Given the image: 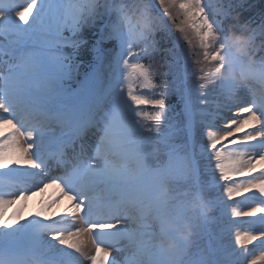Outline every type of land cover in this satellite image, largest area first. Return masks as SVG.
Wrapping results in <instances>:
<instances>
[{"label":"snow or ice","instance_id":"1","mask_svg":"<svg viewBox=\"0 0 264 264\" xmlns=\"http://www.w3.org/2000/svg\"><path fill=\"white\" fill-rule=\"evenodd\" d=\"M26 2L0 0V64L6 65L0 70V264H82L80 256L88 264H243L256 245L264 249V61L245 72L236 57L247 83L217 79L215 101L207 99L209 78L226 67L223 22L243 3ZM105 17L95 63L72 89L75 51L86 43L78 34ZM163 17L179 38L166 50L172 79L161 85L165 64L156 33L168 30ZM244 27L252 41L264 42V14ZM180 38L201 49L195 63L202 91L195 99ZM105 40L116 41V48L106 53ZM172 91L182 101L180 113L165 103ZM92 130L95 142L84 143ZM53 172L60 174L45 182ZM31 187L53 191L24 217ZM221 187L232 201L231 217L259 225L258 231L237 230V247L227 239L233 220L216 218L213 233L207 213L191 212L193 198ZM207 201L221 217L227 214L221 197ZM184 220L193 228L187 239L177 234ZM164 238L178 241L167 254ZM247 264H264V250Z\"/></svg>","mask_w":264,"mask_h":264},{"label":"clouds","instance_id":"2","mask_svg":"<svg viewBox=\"0 0 264 264\" xmlns=\"http://www.w3.org/2000/svg\"><path fill=\"white\" fill-rule=\"evenodd\" d=\"M223 2V0H222ZM232 23H229L225 28L224 35L226 39L221 42L225 44V69L218 74L209 78V83L224 78L233 80L237 87H242L247 83L245 75L241 73V69L235 63V58L239 57L244 65L245 72H251L255 69L257 61H264V55H258L264 52V42L259 40L252 41L249 38L248 31L244 27L245 23L240 22L238 13H232ZM160 193H156L159 198ZM191 212L193 215L199 216L201 213L209 214L212 211V206L208 203L206 196H198L191 201ZM192 224L184 220L177 227V234L185 239L192 232ZM178 241L174 239H162V251L168 253L169 249L175 247Z\"/></svg>","mask_w":264,"mask_h":264},{"label":"trees","instance_id":"3","mask_svg":"<svg viewBox=\"0 0 264 264\" xmlns=\"http://www.w3.org/2000/svg\"><path fill=\"white\" fill-rule=\"evenodd\" d=\"M229 3L232 4H239L243 3V7H236L232 13H238L239 20L242 23H246L250 20H255L256 23L259 22V16L261 14H264V0H229ZM251 5V7H249ZM231 17L224 20V27L226 28L229 23H232ZM102 20H98L95 24V26H85L82 28L80 33L78 34V39H82L86 41L81 47H79L78 50H76V61H80L82 63V67L78 69L76 73H74V76L77 77L80 75L83 71V68L87 67V62H90L91 60V46L94 44L95 37L98 35V32L101 27ZM254 26V25H253ZM156 39L158 41V49L161 54H164L168 51L172 45V38L170 34H166L164 31H157L156 33ZM68 52H72L73 49L71 47L67 48ZM264 53V52H261ZM85 62V63H84ZM158 81L161 80V77L158 79ZM175 96V95H173ZM171 96V98H168L166 100L167 105H173L174 109L177 110L176 113H178V109L181 108L182 104L179 103L176 98ZM165 99V98H164Z\"/></svg>","mask_w":264,"mask_h":264},{"label":"rangeland","instance_id":"4","mask_svg":"<svg viewBox=\"0 0 264 264\" xmlns=\"http://www.w3.org/2000/svg\"><path fill=\"white\" fill-rule=\"evenodd\" d=\"M229 2H230L229 0H223V3L225 5H228ZM26 6H27V3L25 5H23L22 7H26ZM157 7L159 9V6L158 5H157ZM161 13H162V10H161ZM163 19H164L165 23L167 24V29L168 30L166 31V33L167 34L171 33L170 35L173 36V41H174V39L179 38V33H175L173 31L172 25L167 20V17H163ZM180 46H181V49L183 50L184 58L187 60V64H188V83H189V87L192 90L193 98L195 99V97L196 96H199L200 92L202 91L198 87V84L200 82L197 81L196 77L200 73L198 71V65L195 63L200 58L201 49L198 47V45L195 44V42H194V46L190 48L187 45V43L183 41L182 38H180ZM172 47H173V45L171 46V48ZM160 56L161 57L158 58V59L161 60V63H164L165 64V67L161 69V74L159 76V78L161 77V80L160 81L157 80V82L160 83L161 85H163L164 83H167V82L171 81V79H172V77L167 74V72H168L167 63L171 61V59H172V53L168 51V52L164 53V55H160ZM214 87L215 86L212 83H209L207 85V90H208L207 99L209 101H215V97L212 95V91H213V88ZM173 95H175L177 97V100L180 102L181 99H180L179 94L176 91H172V92H170L168 95H166L164 97L165 98V103H166V100H168V98H171V96H173ZM168 106H170L172 108L173 112H177V110L174 109V106L173 105H168ZM181 110H182V107L180 109H178V113H180ZM2 115H3V113H2ZM2 115H0V116H2ZM46 193H47L46 190H44L43 192H41V191L38 190L34 194L31 193V197H34V198L35 197H38L40 199H45ZM17 194H18V192H17ZM23 204H26V203H23ZM35 204H40V202H37L36 201ZM14 207H15L14 205H10L8 207L7 211L5 212V217L12 212V210H13ZM24 217H28V216H26V214H25ZM227 239H228V241L230 242V244L233 247H236L235 241L233 239V235L232 234H229V236H228ZM243 264H244V262H243Z\"/></svg>","mask_w":264,"mask_h":264},{"label":"bare ground","instance_id":"5","mask_svg":"<svg viewBox=\"0 0 264 264\" xmlns=\"http://www.w3.org/2000/svg\"><path fill=\"white\" fill-rule=\"evenodd\" d=\"M232 112H233V113L235 112V108L232 109ZM0 115H2V113H0ZM222 123H223V122H221V124H222ZM52 191H53L52 188H48V191H46V192H47V193H46L47 196L45 197V200L48 199V197H49V195L52 193ZM45 200H44V201H45ZM36 201H37L36 198L31 197V195H29L28 198H27V200L23 202V203H26V204H23V206H22V210H25V211H26V213H25L26 216H29V213L27 212V208H28V207H31V209H30V210H31V213H35L37 210L40 209L41 204H36V205H35V202H36ZM65 202H66V198H63L58 204L53 205V209H54L55 211H57V212H58L59 208H61V210H62V208H63V204H64ZM230 209H231V208H230ZM50 211H51V210H50ZM245 211H247V210H245ZM230 212H231V210H230ZM75 225H76V226H81V223H80L79 221H76V222H75ZM257 227L259 228V225H257ZM237 230L241 231V229H240L239 227H234V228H232V231H231L230 234L233 235V239H234V234H235V232H236ZM234 241H235V240H234ZM250 247H251V246H250ZM258 247H260V246H257V245H256L254 252L252 253V255H250V256L247 258V261H248L249 259H252L254 255H258V254H259V252H260L261 250H260ZM80 260H81L82 264H84V263L87 262L85 256H80ZM247 261H246L245 264H247Z\"/></svg>","mask_w":264,"mask_h":264}]
</instances>
